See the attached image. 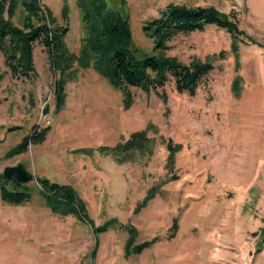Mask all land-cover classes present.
<instances>
[{
    "label": "rangeland",
    "instance_id": "1",
    "mask_svg": "<svg viewBox=\"0 0 264 264\" xmlns=\"http://www.w3.org/2000/svg\"><path fill=\"white\" fill-rule=\"evenodd\" d=\"M19 2L10 22L20 28L24 12ZM105 2L127 17L128 49L136 57L152 54L141 25L167 4L211 6L233 15L246 35L237 42L239 68L234 69L230 36L207 26L176 37L165 52L181 63L211 62L194 96L176 92L167 82L147 93L130 89L131 103L124 109L120 92L92 70L73 65L63 107L55 112L57 74L49 69L43 48L33 45L29 79L10 77L0 54V176L5 166L16 164L33 176L23 184L29 201L11 205L0 200V264H264V239L255 245L264 232V0ZM39 4L56 26L66 29L63 44L77 55L82 30L75 0ZM235 75L241 79L237 95L230 92ZM44 127L49 130L43 141L6 155L34 128ZM141 130L154 139L150 156L116 163L96 151H81L113 146ZM168 140L180 145L170 168ZM41 177L70 185L95 226L114 218L135 228L131 245L155 241L126 255V232L113 228L94 235L79 219L51 213L39 194L36 178ZM153 187L154 196L133 213Z\"/></svg>",
    "mask_w": 264,
    "mask_h": 264
},
{
    "label": "trees",
    "instance_id": "2",
    "mask_svg": "<svg viewBox=\"0 0 264 264\" xmlns=\"http://www.w3.org/2000/svg\"><path fill=\"white\" fill-rule=\"evenodd\" d=\"M24 17L21 27L10 22L16 6V0H0V54L3 65L10 77L29 79L33 75L32 49L39 44L45 51L49 69L57 74L53 83L54 111L58 112L64 104V85L74 78L76 69L92 70L112 90L122 96L123 108L131 103L130 89L147 93L161 88L170 82L176 92L194 96L199 85L212 70L208 60L194 59L181 63L165 52L170 48L173 39L180 35L202 31L207 26H214L225 31L231 38L230 52L234 59V69L239 68L237 42L239 36L246 35L237 27L233 15H226L211 6L187 7L167 4L156 17L141 25V32L150 40L152 54L141 57L128 49L130 29L127 17L109 8L105 0H75L79 13L82 38L77 55L67 51L63 44L66 29L56 26L50 12L39 4V0H20ZM222 53L219 55L221 56ZM76 65V69L72 68ZM241 79L235 75L231 81L230 92L237 95ZM49 127L33 131L11 147L7 156L19 154L26 150L28 144L43 141ZM154 139L147 136L146 130L131 133L127 139L113 146L82 148L81 151L91 154L110 156L116 163L130 161L134 155L150 156L153 152ZM179 144L166 142V166L172 167L174 154ZM175 177L172 176L171 179ZM39 194L46 208L58 216H73L88 224L94 235L108 229H119L127 234L125 254H137L149 247L154 239L143 240L133 244L135 228L130 224L118 222L111 218L99 225H94L88 216L85 204L77 192L68 184L50 181L45 177L36 178ZM156 187L149 189L143 198L136 202L133 213H137L154 196ZM28 189L12 178L0 176V200L11 205L29 201ZM176 228V218L172 219L171 229ZM172 230V231H173ZM173 235V232L171 233ZM264 239L258 234L255 245L259 246ZM96 247V241L92 253Z\"/></svg>",
    "mask_w": 264,
    "mask_h": 264
},
{
    "label": "water",
    "instance_id": "3",
    "mask_svg": "<svg viewBox=\"0 0 264 264\" xmlns=\"http://www.w3.org/2000/svg\"><path fill=\"white\" fill-rule=\"evenodd\" d=\"M1 175L5 178H12L19 184L27 183L33 179L32 174L26 171L22 164L5 166L2 169Z\"/></svg>",
    "mask_w": 264,
    "mask_h": 264
}]
</instances>
